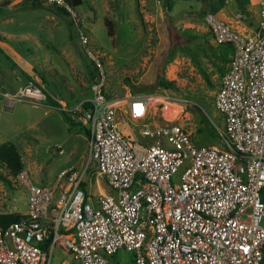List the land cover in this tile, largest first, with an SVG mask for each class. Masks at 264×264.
Segmentation results:
<instances>
[{
	"label": "built area",
	"instance_id": "2783aa9c",
	"mask_svg": "<svg viewBox=\"0 0 264 264\" xmlns=\"http://www.w3.org/2000/svg\"><path fill=\"white\" fill-rule=\"evenodd\" d=\"M42 1L69 13L98 69L90 97L59 106L89 126L88 159L61 170L52 187L33 183L25 169L16 174L26 210L0 224V264H52L57 243L77 264H107L119 250L132 251L133 264H264V0L248 34L205 17L213 42L232 49L214 96L226 148L194 144L179 124H143L141 136L156 138L146 145L120 131V99L105 94L102 63L86 47L74 7ZM0 94L9 104L46 97L33 82ZM126 110L146 118L147 99L132 97ZM89 167L95 195L83 189Z\"/></svg>",
	"mask_w": 264,
	"mask_h": 264
},
{
	"label": "rangeland",
	"instance_id": "374dc122",
	"mask_svg": "<svg viewBox=\"0 0 264 264\" xmlns=\"http://www.w3.org/2000/svg\"><path fill=\"white\" fill-rule=\"evenodd\" d=\"M256 1L83 0L74 7L81 31L89 39L86 47L102 63L105 94L123 99L131 93L149 99L147 117L139 120L120 103L119 130L146 145L156 138L141 136L143 124H179L194 144L226 148L214 96L220 76L230 67L231 47L213 42L205 17L213 13L222 19L218 12L222 6L232 15H246L248 7L254 27ZM49 8L47 3L33 8L27 0H0V48L4 50L0 51V92L13 93L35 82L46 95L41 102L9 104L0 94V144L13 143L31 181L52 187L61 170L85 166L89 126L69 122L51 101L70 107L90 97L98 69L85 53L69 13L59 16ZM105 18L112 22V36ZM161 81L171 86L164 88ZM91 169L83 189L95 195ZM0 171L7 173L3 167ZM25 200L23 187L13 179L10 183L0 179V213H23ZM59 259L77 264L71 252L57 243L52 264ZM107 259V264H133V252L119 250Z\"/></svg>",
	"mask_w": 264,
	"mask_h": 264
},
{
	"label": "trees",
	"instance_id": "16d2710c",
	"mask_svg": "<svg viewBox=\"0 0 264 264\" xmlns=\"http://www.w3.org/2000/svg\"><path fill=\"white\" fill-rule=\"evenodd\" d=\"M27 1L31 3L33 8H38L39 6H42L44 5V3H46L42 0H27ZM67 1L70 3L72 7H77L82 3L83 0H67ZM47 6H49L50 7L49 9H51L59 16L63 15L65 17L66 15H68V12L63 8H60L59 6L48 3ZM104 22L107 27L108 35L112 36L113 35L112 22L107 18H105ZM0 51L4 53L1 48ZM160 85L164 88H169L171 86V83L168 81H164V82L161 81ZM51 102L53 103V105L55 104L56 106L59 107V104L57 102L55 101H51ZM60 111L65 114L69 122L71 123L74 122V120H72L65 111L62 110ZM0 167L5 168L7 172L6 174H3L0 171V179L6 183H10V180L14 179L16 174L23 169V162L21 160L19 151L17 147L11 142H3L0 144ZM8 176H11V179H9ZM84 185L85 184H83V186ZM20 217H21V213H16V212L0 213V224L1 225L9 224L11 222L17 221L18 219H20Z\"/></svg>",
	"mask_w": 264,
	"mask_h": 264
},
{
	"label": "crops",
	"instance_id": "0c3cea01",
	"mask_svg": "<svg viewBox=\"0 0 264 264\" xmlns=\"http://www.w3.org/2000/svg\"><path fill=\"white\" fill-rule=\"evenodd\" d=\"M239 1V0H238ZM218 12L220 13L221 18L223 19V21H225L227 24H229L232 28L236 29L237 31L241 32V33H251L252 31L255 30V28L257 27L258 24V20H259V0L256 1V14H257V24L253 27V12H251L250 8H246L245 10V14L243 17L241 18H237V14H239L238 12L234 13V15H232V13L230 12V10H226L224 6H222ZM242 14V13H241ZM208 29V28H207ZM209 31V30H208ZM210 33V32H209ZM230 46V45H229ZM231 47V46H230ZM231 49V48H230ZM3 50V49H2ZM4 51V50H3ZM230 52L232 53V49L230 50ZM229 66V62L226 63V67ZM222 76V75H221ZM221 76L219 79V85H220V81H221ZM219 88V87H218ZM131 93H129L128 96L123 97V99H120V101H122L121 103H124L123 106L125 107V109H128V105H129V101L132 99V97L134 96H142L145 97L147 99V104H148V97L144 96V95H130ZM147 117V116H146ZM146 119V118H144ZM150 122V121H149ZM148 122V123H149ZM151 123V122H150ZM82 165H80L79 167H81ZM107 188V187H106ZM103 189V188H101ZM104 191L106 192H110V190L107 188H104ZM25 206H26V200H25ZM25 212V211H24ZM60 261L62 260H58L57 262H55L54 264H58ZM73 264V263H72Z\"/></svg>",
	"mask_w": 264,
	"mask_h": 264
},
{
	"label": "bare ground",
	"instance_id": "6f19581e",
	"mask_svg": "<svg viewBox=\"0 0 264 264\" xmlns=\"http://www.w3.org/2000/svg\"><path fill=\"white\" fill-rule=\"evenodd\" d=\"M122 101H120L119 103H121ZM149 102V101H148Z\"/></svg>",
	"mask_w": 264,
	"mask_h": 264
}]
</instances>
